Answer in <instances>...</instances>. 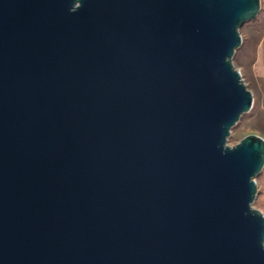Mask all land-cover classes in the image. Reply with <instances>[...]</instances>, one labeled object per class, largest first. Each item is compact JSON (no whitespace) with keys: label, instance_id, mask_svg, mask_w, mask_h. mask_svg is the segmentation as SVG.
Returning a JSON list of instances; mask_svg holds the SVG:
<instances>
[{"label":"water","instance_id":"obj_1","mask_svg":"<svg viewBox=\"0 0 264 264\" xmlns=\"http://www.w3.org/2000/svg\"><path fill=\"white\" fill-rule=\"evenodd\" d=\"M260 0H0V264H264V140L233 66Z\"/></svg>","mask_w":264,"mask_h":264},{"label":"rangeland","instance_id":"obj_2","mask_svg":"<svg viewBox=\"0 0 264 264\" xmlns=\"http://www.w3.org/2000/svg\"><path fill=\"white\" fill-rule=\"evenodd\" d=\"M238 32L241 44L232 56V64L251 92L253 104L231 130L228 145L247 134H256L264 140V0H260L255 18L244 22ZM255 183L257 195L253 206L264 214V165Z\"/></svg>","mask_w":264,"mask_h":264}]
</instances>
